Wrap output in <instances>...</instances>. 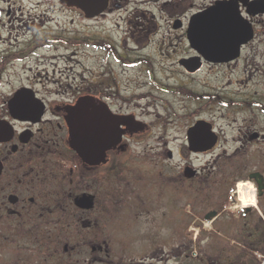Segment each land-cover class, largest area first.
Here are the masks:
<instances>
[{
	"label": "flooded vegetation",
	"instance_id": "obj_1",
	"mask_svg": "<svg viewBox=\"0 0 264 264\" xmlns=\"http://www.w3.org/2000/svg\"><path fill=\"white\" fill-rule=\"evenodd\" d=\"M23 1L0 0V264H264V69L246 68L248 50L264 60V0H109L92 17L55 0L38 24ZM80 43L103 53L87 87L12 85L47 51L76 68ZM175 71L201 86H170ZM157 90L198 104L164 141L133 103ZM71 118L105 146L82 157Z\"/></svg>",
	"mask_w": 264,
	"mask_h": 264
},
{
	"label": "rangeland",
	"instance_id": "obj_2",
	"mask_svg": "<svg viewBox=\"0 0 264 264\" xmlns=\"http://www.w3.org/2000/svg\"><path fill=\"white\" fill-rule=\"evenodd\" d=\"M37 0H25L21 5H23V8L26 10L31 11V15L35 19V24L39 23L40 17L38 15L41 14L42 10L48 9L51 7L52 4L56 5V8H58L57 2L55 0H41V4L39 7V10L33 9L34 4L36 3ZM41 11V12H40ZM49 14L52 16V13L49 12ZM37 15V16H35ZM107 27L106 23L105 26ZM78 28V39L79 42L81 43H87V36H89V27L85 21H82V18L79 17V24L77 25ZM95 30H104L101 26L94 27ZM73 30V35L74 36V27H72ZM79 45V49L77 50L78 52V66L76 68L71 69V59H68L65 56V51H57L54 54L60 55L62 53L63 57L54 59L53 63H50L51 61L48 59L49 55L51 54L50 51H47L45 54L46 60L42 64H34L31 63L29 65L23 66L21 70L20 76H15L14 81H13V86L18 85L19 80H39V85H46L47 88H56L60 89L61 86H66L67 84H71L73 86H84L87 87L88 84V71L90 72L92 68H97V72L99 71V67L101 68V64L98 62L101 57L103 58V53L101 51H98V53L94 54V51L91 49L90 46H87L86 44H81ZM262 50V49H260ZM92 51V52H91ZM69 53V52H68ZM247 56L255 57V61L253 62L250 67L247 65L246 68H248V72H251L254 68H256L253 72L263 73L264 69V60H261L259 55L257 54V50H248L246 52ZM48 57V58H47ZM75 64V62H74ZM242 65L239 67L241 68ZM75 67V65H74ZM31 68V71L29 70ZM161 68H163L161 66ZM53 69H56L57 73L55 75H52L51 71ZM71 69V70H69ZM69 70V71H68ZM37 71L40 72L41 76L39 78L34 77L37 74ZM49 72V73H48ZM162 74L164 73V70L160 71ZM178 71H175V73L172 75L170 81L168 80V84L170 86H178L181 85V83H187L189 85H192L194 88L198 90V88L202 84V75H198L197 77H194L193 80L187 78L184 75H179L177 74ZM60 74H62V79ZM21 77V78H20ZM55 78V81H52V78ZM165 77V75H164ZM256 80L258 79H263L260 76H255ZM11 81V82H12ZM146 82H149V79L145 80ZM166 81V80H165ZM210 82V81H209ZM41 83V84H40ZM211 84V82H210ZM148 85H152L149 83ZM213 87V84L210 85ZM43 87V86H42ZM258 89V88H257ZM260 91L263 92L261 88H259ZM0 93H2L1 87H0ZM5 94V93H4ZM50 99H55L58 97L50 96ZM240 98H244V96H240ZM60 99V97L58 98ZM147 101L150 102V106H148ZM139 103V109L141 112L145 115L146 119L153 123V128L151 132V138L153 137H158L160 141H164L165 138L168 136V133L170 132V127L173 124H178L175 123V121L179 122L178 125H182L184 121L188 120V118H185V113L187 110H196L198 104L197 101L193 102L190 104L189 101H187V98L185 97L184 94L181 92H174V93H163L161 91H156L154 93V96L152 98H147L143 100H139L137 98H134L133 103ZM182 116L184 118H182ZM182 123V124H181ZM152 139L146 140L144 143V146H137L134 147L135 152H142L145 148L148 149V153H150L149 149L152 146ZM150 144V145H148ZM150 159L149 155L146 156H140L137 159H132L128 161V166H127V172L126 177L130 183L135 184H141V182L144 180H141L144 178H147L148 180L150 179L149 172L151 171V166L150 162L147 161ZM145 174V175H144ZM134 175H137L135 177ZM142 221V218L140 219ZM145 222V221H143Z\"/></svg>",
	"mask_w": 264,
	"mask_h": 264
},
{
	"label": "water",
	"instance_id": "obj_3",
	"mask_svg": "<svg viewBox=\"0 0 264 264\" xmlns=\"http://www.w3.org/2000/svg\"><path fill=\"white\" fill-rule=\"evenodd\" d=\"M61 1L67 4L68 6H72L80 9L86 14L87 17L96 16L102 13L106 9L109 2V0H61ZM213 15L215 14H212L210 16ZM69 126L71 129V139H72L73 147H75L79 151L82 157L84 158L88 157L90 153L88 148L91 145H93L95 149H98L103 145L105 146L104 140L102 139L101 141V137L97 133L94 135L95 137L94 141L93 142L89 141L88 138L92 136V133H89V136L88 133H86L88 132L86 129V123L79 125L74 122L73 118H71L69 120ZM82 129L85 130L84 134H81Z\"/></svg>",
	"mask_w": 264,
	"mask_h": 264
}]
</instances>
